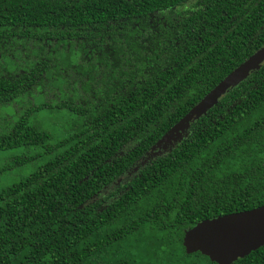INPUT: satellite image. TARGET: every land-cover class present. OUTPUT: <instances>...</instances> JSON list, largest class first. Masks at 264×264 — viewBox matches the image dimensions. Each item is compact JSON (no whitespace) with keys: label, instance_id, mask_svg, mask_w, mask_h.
<instances>
[{"label":"trees","instance_id":"16d2710c","mask_svg":"<svg viewBox=\"0 0 264 264\" xmlns=\"http://www.w3.org/2000/svg\"><path fill=\"white\" fill-rule=\"evenodd\" d=\"M263 43L264 0H0V106L61 94L0 134L21 148L1 170L37 160L0 189V264H216L181 238L264 204V61L150 147ZM42 109L73 126L52 139L28 119ZM230 264H264V244Z\"/></svg>","mask_w":264,"mask_h":264},{"label":"water","instance_id":"95a60500","mask_svg":"<svg viewBox=\"0 0 264 264\" xmlns=\"http://www.w3.org/2000/svg\"><path fill=\"white\" fill-rule=\"evenodd\" d=\"M264 61V43L208 90L150 147L152 153L177 141L193 116L203 113ZM264 244V204L197 221L185 229V253L199 252L216 264H230Z\"/></svg>","mask_w":264,"mask_h":264},{"label":"rangeland","instance_id":"374dc122","mask_svg":"<svg viewBox=\"0 0 264 264\" xmlns=\"http://www.w3.org/2000/svg\"><path fill=\"white\" fill-rule=\"evenodd\" d=\"M76 49L78 48H65L63 49V51L61 49H57L54 52L53 59L56 64L52 68L54 73L52 77L55 82V85L61 82L60 76L58 74L59 69H63L64 64H67L66 62L78 61L79 56L78 52H76ZM55 96L50 95L49 98L48 94L40 93L39 95L35 94L34 96H31L29 101L26 100V98L22 99V97H18L13 101L9 102V104L5 106H0V134L6 133L10 125L16 120V118L21 116V114L29 106L38 103L42 100H46V98H48V101L53 104L55 101H57L54 99L61 98V94L55 92ZM63 113L64 110L42 109L31 113L28 119L31 122L35 121L40 128L48 130L53 136L52 139H56L64 135L65 132L73 126L69 118L62 116ZM30 150L33 151V149ZM20 151L21 148L0 151V189L2 187L10 185L11 183L25 176L29 171H31L35 167L37 160H34L27 165H20L8 170H1L5 162L10 159L13 155L18 154ZM162 249L164 250L165 248L162 247ZM195 260L197 261V263L195 264H209V262L200 255H196V257H194V261Z\"/></svg>","mask_w":264,"mask_h":264}]
</instances>
